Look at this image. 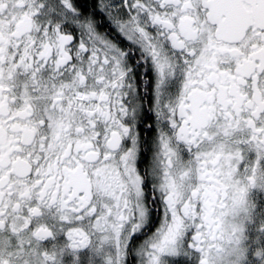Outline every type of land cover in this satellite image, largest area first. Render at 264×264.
<instances>
[{"label": "snow or ice", "instance_id": "snow-or-ice-1", "mask_svg": "<svg viewBox=\"0 0 264 264\" xmlns=\"http://www.w3.org/2000/svg\"><path fill=\"white\" fill-rule=\"evenodd\" d=\"M0 264H264V0H0Z\"/></svg>", "mask_w": 264, "mask_h": 264}]
</instances>
